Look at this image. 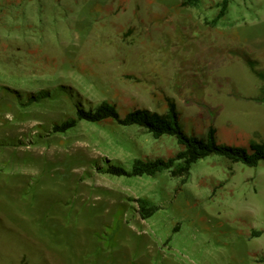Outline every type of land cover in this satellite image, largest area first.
Returning a JSON list of instances; mask_svg holds the SVG:
<instances>
[{"label": "rangeland", "instance_id": "obj_1", "mask_svg": "<svg viewBox=\"0 0 264 264\" xmlns=\"http://www.w3.org/2000/svg\"><path fill=\"white\" fill-rule=\"evenodd\" d=\"M0 0V264H264V162L209 157L185 179L111 177L175 155L170 137L113 121L54 125L114 105L187 135L264 141V0ZM41 93L43 98L36 99ZM138 199L158 207L148 219Z\"/></svg>", "mask_w": 264, "mask_h": 264}, {"label": "trees", "instance_id": "obj_2", "mask_svg": "<svg viewBox=\"0 0 264 264\" xmlns=\"http://www.w3.org/2000/svg\"><path fill=\"white\" fill-rule=\"evenodd\" d=\"M200 1L184 0L181 5L184 7H197ZM230 2L231 0L220 1L214 18L215 22L224 18ZM244 61L255 77L264 83V72L255 69L257 63L248 57H244ZM44 95L41 93L36 99L43 98ZM255 100L264 101V87L260 90V97L255 98ZM105 121H113L123 127L142 129L153 139L173 138L178 146L175 155L167 159L159 158L154 161L136 159L128 170L110 166L104 170V173L111 177L153 178L163 173H169L173 178L185 179L194 164L209 157H218L231 164H241L250 168L257 167L264 162V141L252 139L248 142L247 147L219 144L216 141V132L213 128L208 130L204 138L187 135L182 130L179 114L172 101H167V110L163 114L146 109H137L125 114L123 117L119 115L114 105L102 102L94 109L78 110L75 117L66 119L60 125H54L52 129L55 133H65L74 128L79 122L99 124ZM137 203L138 213L142 219L152 217L158 210L155 204L146 199H138Z\"/></svg>", "mask_w": 264, "mask_h": 264}]
</instances>
